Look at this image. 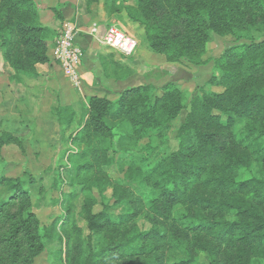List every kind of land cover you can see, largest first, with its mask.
I'll use <instances>...</instances> for the list:
<instances>
[{"label":"trees","instance_id":"trees-1","mask_svg":"<svg viewBox=\"0 0 264 264\" xmlns=\"http://www.w3.org/2000/svg\"><path fill=\"white\" fill-rule=\"evenodd\" d=\"M128 2L133 4L126 7L128 19L143 30L151 52L169 64L198 67L212 61L207 85L223 92H200L188 106L185 92L173 83L161 87V95L144 84L115 100L87 98L84 124L73 139L85 147L75 178L102 192L108 185L103 167L116 165L125 181L144 184L149 198L137 200L136 212L130 207L116 224L106 214L90 215L89 230L108 222L102 247L92 245L65 207L59 233L57 221L47 239L63 246L65 264H166L154 246L161 241L177 254L171 264H198L200 254L208 264H264V0H121ZM53 34L39 25L33 0H0V49L15 74L37 77L35 67L50 61ZM212 36H230L234 46L203 60ZM241 42L247 44L238 46ZM185 109L176 151L152 166L126 161L124 155L151 134L161 136ZM124 123L130 132L115 140V129ZM6 143L0 139V146ZM2 184L10 195L0 202V264H34L45 246L31 196L18 179ZM129 194L114 184L116 206L131 204ZM177 207L182 212L175 217ZM142 213L155 220L149 231L116 232ZM162 222L176 223L169 239L159 229Z\"/></svg>","mask_w":264,"mask_h":264},{"label":"rangeland","instance_id":"rangeland-1","mask_svg":"<svg viewBox=\"0 0 264 264\" xmlns=\"http://www.w3.org/2000/svg\"><path fill=\"white\" fill-rule=\"evenodd\" d=\"M91 26L92 28L97 27V25ZM78 34L79 38H83L82 34ZM95 34L93 33V35ZM51 37L55 38L56 35H50L49 39ZM254 37L258 39L260 36L254 34ZM135 40L138 43V39ZM141 43V45L138 43L132 57H120L131 63L137 60L134 68L129 71L131 77L136 79V84L153 80L155 86L151 85L154 87V92L161 95V87L169 82H178L179 79L175 75L179 68L177 65L181 64L175 63L168 67L164 66L162 58H158L161 59L160 62L157 59H154L153 62L144 59L145 51L148 52L147 44L145 41ZM233 43L234 40L230 36H212L202 59H214L225 49L233 47ZM242 44L247 43L241 42L237 45ZM102 47L105 48L103 45ZM0 58L5 64L0 70V139L7 142L0 146V202L6 200L10 195L7 187L2 184V180H20L31 196V212L40 222V234L45 246L44 252L35 260L34 264H65L63 246L56 240H51L52 238L47 239L51 227L57 221L59 224L54 232L59 233L58 228L62 223L60 219L64 215V207L71 212L75 223L83 230L84 236L90 238L92 245L97 248L107 242L108 234L105 230L109 225L108 222L102 220L98 223L97 231L89 230L90 215L106 214L109 223L116 224L119 216L126 214L130 207L133 208V205L137 207V200L148 199L150 192L140 182L125 181L123 172L119 171V167L116 165L103 167V171L108 176V185L102 192L96 188H86L89 186L84 185L81 179L75 178V169L79 165L78 157L85 151V147L73 139L84 124L87 99L74 91L75 89L70 87L60 72L52 74L46 72L43 74L44 76L32 78L15 74L9 63L4 60L1 49ZM207 75L209 74L203 73L201 76L206 77ZM211 76L208 77V80ZM208 80L202 87L198 89L194 87L195 94L184 89L186 92L185 105L188 106L192 96L200 92H223L222 87L207 85ZM212 88H215L216 92L212 91ZM218 90L220 92H217ZM111 100H115V98ZM66 107L71 112L66 114L71 115L70 118L62 112V109ZM186 113L185 109L161 136L151 134L139 143L132 154H126L123 157L126 161L134 160L139 167H146L154 165L163 157L176 151L178 147L176 130L184 122ZM58 115L61 118L60 121ZM129 132V126L125 123L121 124L114 131L115 140ZM143 148L146 149L143 150ZM118 158L119 154L114 155L115 160ZM29 178L34 179V184L29 183ZM114 184L128 190L131 204L121 206L114 204L115 199L112 197ZM88 208H90V212ZM133 210L136 212L134 208ZM180 212H182V208L177 207L174 210V216L176 217ZM154 222L152 217L142 213L116 232L121 236L134 230L146 232L155 225ZM159 229L169 239L176 232V223L162 222ZM154 246L158 248L157 251L166 264L174 262L177 254L166 248L163 241L154 243ZM147 257L142 259L145 261ZM198 258V264L209 263L204 254H200Z\"/></svg>","mask_w":264,"mask_h":264},{"label":"crops","instance_id":"crops-1","mask_svg":"<svg viewBox=\"0 0 264 264\" xmlns=\"http://www.w3.org/2000/svg\"><path fill=\"white\" fill-rule=\"evenodd\" d=\"M33 1L35 2L37 8L39 25L43 28L50 29L56 35L55 38L51 37L48 40L47 55L50 61L49 63L37 65L35 67L37 72V77L35 78L44 76L43 74L46 72L51 74L53 72H60L66 82H68L70 87L73 89L62 68L53 58V48L62 26L66 22H71L78 28V33L82 34L83 36V38H79L78 34L76 38V42L81 48L83 54L82 63L79 68L82 86L79 90L73 89L80 96L84 97V99L97 96L111 100L114 98L116 99V97L125 90L141 86L144 83L155 86V82L153 80H148L143 82V84H136V79L131 77L129 71L134 68V64L137 63V60H134V62L131 63L127 59H121L123 56L113 49L102 47L100 42L106 29L111 25L120 26L129 35L135 39H138V43L140 45L142 44L141 42H146L143 30L140 28V26L128 19L126 7L133 6L132 2L122 4L120 2L121 0ZM53 9L61 14L62 22L57 20L54 13L52 12ZM91 25H97V27L92 28ZM93 29H95V35L92 33ZM146 49L148 52L145 51L144 59L150 62H153L154 59H157V61L160 62L161 59L158 58H162L164 66L169 67L174 65L166 63L163 56L156 55L151 52L148 49V44L146 45ZM220 54L221 53H219L217 57H214V59L218 58ZM4 65L5 64L2 61V58H0V70H2ZM147 66L150 65L147 64ZM177 66L179 68L175 76H177L179 80L173 84L182 91H184V89H188L191 94L195 92L194 87L195 89L202 87L203 84L208 80V77H210L213 73L212 62L201 67L186 65ZM203 73L209 75L206 77L201 76ZM47 78H49V76H47ZM212 91L216 92L215 88H212ZM217 92L220 91L218 90Z\"/></svg>","mask_w":264,"mask_h":264},{"label":"built area","instance_id":"built-area-1","mask_svg":"<svg viewBox=\"0 0 264 264\" xmlns=\"http://www.w3.org/2000/svg\"><path fill=\"white\" fill-rule=\"evenodd\" d=\"M94 32L95 29L92 30V33ZM77 36L78 28L71 22L64 23L55 41L53 58L62 68L71 86L79 90L82 86L79 68L83 54L76 42ZM100 42L126 58L132 57L138 47L137 41L124 30L117 28L116 25H111L106 29Z\"/></svg>","mask_w":264,"mask_h":264},{"label":"water","instance_id":"water-1","mask_svg":"<svg viewBox=\"0 0 264 264\" xmlns=\"http://www.w3.org/2000/svg\"><path fill=\"white\" fill-rule=\"evenodd\" d=\"M117 28H119L120 30H123L120 26H117Z\"/></svg>","mask_w":264,"mask_h":264}]
</instances>
